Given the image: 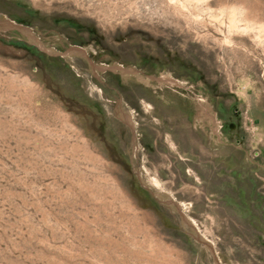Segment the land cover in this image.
<instances>
[{"label":"rangeland","instance_id":"obj_1","mask_svg":"<svg viewBox=\"0 0 264 264\" xmlns=\"http://www.w3.org/2000/svg\"><path fill=\"white\" fill-rule=\"evenodd\" d=\"M0 264H264V0H0Z\"/></svg>","mask_w":264,"mask_h":264},{"label":"bare ground","instance_id":"obj_2","mask_svg":"<svg viewBox=\"0 0 264 264\" xmlns=\"http://www.w3.org/2000/svg\"><path fill=\"white\" fill-rule=\"evenodd\" d=\"M79 51H81V50L80 49H72V50H70V52L68 54L79 52ZM81 52H84V51H81Z\"/></svg>","mask_w":264,"mask_h":264}]
</instances>
